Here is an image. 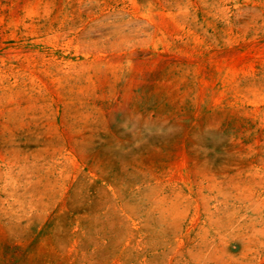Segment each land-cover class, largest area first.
<instances>
[{"label":"rangeland","instance_id":"obj_1","mask_svg":"<svg viewBox=\"0 0 264 264\" xmlns=\"http://www.w3.org/2000/svg\"><path fill=\"white\" fill-rule=\"evenodd\" d=\"M0 264H264V0H0Z\"/></svg>","mask_w":264,"mask_h":264}]
</instances>
